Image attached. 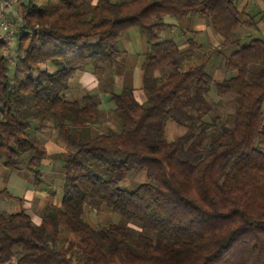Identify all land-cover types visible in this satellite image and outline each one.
I'll return each mask as SVG.
<instances>
[{
    "label": "trees",
    "instance_id": "trees-1",
    "mask_svg": "<svg viewBox=\"0 0 264 264\" xmlns=\"http://www.w3.org/2000/svg\"><path fill=\"white\" fill-rule=\"evenodd\" d=\"M256 1L262 8L249 12V0H18L13 64L0 38L1 165L23 164L39 186L46 150L34 134L49 124L71 151L62 154L60 203L45 204L38 223L25 210L0 214V264H264V40L253 35L264 0ZM191 15L217 46L197 54L190 38L182 50L176 36L160 37L174 28L165 17ZM129 30L146 46V102L129 86L107 91L121 129L90 136L99 96L64 93L87 65L121 67L117 43ZM232 46L223 68L233 75L215 81L206 68ZM211 92L233 97L223 120L210 117ZM167 122L183 132L168 140ZM137 171L149 181L122 188ZM11 200L23 199L0 188V202ZM87 203L123 224L87 223Z\"/></svg>",
    "mask_w": 264,
    "mask_h": 264
},
{
    "label": "rangeland",
    "instance_id": "rangeland-1",
    "mask_svg": "<svg viewBox=\"0 0 264 264\" xmlns=\"http://www.w3.org/2000/svg\"><path fill=\"white\" fill-rule=\"evenodd\" d=\"M89 4H93L96 0H86ZM111 2H120L125 0H110ZM257 3V4H256ZM17 4L18 0H8L4 3V5H0V19L6 20V22L11 26L13 31H15V23L17 20ZM263 3L256 0H249L247 11H253L261 9ZM166 18V17H165ZM165 22L173 23L174 28L171 30L165 29L160 32V37L162 39H169L176 36L178 44L182 50L186 49L185 40L190 38L195 41L198 48L195 49L194 53L200 54L201 52L206 51L207 49H212L218 45L219 39L212 32V30L207 26V23L204 19L199 18L196 15H191L184 18H166ZM249 30V29H247ZM181 31H185L181 37H177ZM194 31L197 34L192 33ZM250 32L253 33L251 30ZM254 38H260L264 40V24L260 22L258 25V31H254ZM4 37L2 31L0 30V38ZM133 37L136 39H140L143 41L141 34L137 30H129L127 32V36L117 43V49L122 50L123 46H126L130 43L136 48L137 52L139 50L138 46L142 49L143 42H140L138 45V41H131ZM96 39H92L94 42ZM246 40V39H245ZM244 40V41H245ZM11 44L6 43V48L4 49V53L8 56L9 62L11 64L14 63V34L13 39L10 41ZM138 45V46H137ZM237 49V46H232L213 58V61L207 66L206 70L209 74H211L212 78L215 81H221L224 78H229L233 75L231 72H226L223 68V60L227 56H229L232 52ZM126 63H131V58L126 59L123 56ZM191 61H194L196 57H190ZM121 61V59H120ZM136 58L134 60L135 63ZM184 64V61H181ZM104 69L107 68V65H102ZM109 67V66H108ZM254 67V66H252ZM183 69L186 66L182 67ZM88 70L93 75H98V88L97 90L94 88H85L84 85L81 84L80 79L82 78V73L77 74L71 82L69 89L64 93V96L67 100H79L84 94H96L99 96L101 105H100V116L98 118V122L90 126V129L84 131V133H88L90 136H94L100 133H105L109 130L114 132H119L121 129V119L120 117L114 113L113 104L109 99V94L107 91L117 92L119 88L113 86L108 82L109 78H107L106 74L102 69L95 70L92 65H87L85 70ZM103 79V80H102ZM106 82H105V81ZM140 97L138 100L141 103L146 102V96L142 89H140ZM106 91V92H105ZM210 99L216 103L215 111L210 114L212 116H219L221 120L224 119V116L228 113H232L235 109V103L232 96H223L218 97L214 92L210 93ZM264 112V107H263ZM209 119V118H208ZM52 124H49L44 129L36 131L34 136L38 138L45 139L47 151L49 154L50 150H64L62 152L71 151V146L68 144L66 138L60 133L57 129L51 127ZM183 132L182 128L177 127L172 122H167L166 124V138L168 140L173 139L176 135L181 134ZM41 136V137H40ZM40 140V139H39ZM52 148V149H50ZM262 150L264 152V145H262ZM26 158V157H25ZM25 158H23L25 160ZM45 163L41 165V183L40 185H35L33 182V176L26 172L24 169V165H20L19 170L10 171L5 169L0 162V188H6L11 194L16 197H21L23 200L18 201H5L0 202V214L1 213H14L19 210H25L33 219L34 222H39V217L42 213V209L45 204L52 203L58 205L61 199V184H62V167L64 163V159L62 154L50 155ZM51 162V163H50ZM50 163V164H49ZM149 179L146 177L144 171L131 172L125 181L121 184L122 188L127 190H132L138 183L147 182ZM90 203H87L84 206V220L93 225H103L107 222H113L116 224H123V221L116 213L111 212L110 210L105 209L102 206L94 207L90 206ZM96 205V204H91Z\"/></svg>",
    "mask_w": 264,
    "mask_h": 264
},
{
    "label": "crops",
    "instance_id": "crops-1",
    "mask_svg": "<svg viewBox=\"0 0 264 264\" xmlns=\"http://www.w3.org/2000/svg\"><path fill=\"white\" fill-rule=\"evenodd\" d=\"M166 18H168V17H166ZM166 18H164V21L166 20ZM166 23H168V22H166ZM170 24H173V23H170ZM133 40H134V42L137 40L138 45H140V42H143V44H142V49H141V47H139L137 45L139 48L138 52H137L136 48L130 42L128 45L123 46L122 50L126 54L125 58L127 59L129 56V58H131L130 59L131 63L130 62L126 63V61L122 57L120 63H122L123 67L117 66L115 68H109L104 73L106 74V72H107L106 77L109 78L108 82H110V84H112V86L114 83V86H116L119 89L122 86L131 87L134 91V96H135L136 100L139 101L138 98L140 97L139 93L141 91L140 90L141 89V65L143 62V54L146 52V46L144 43V39H143V41H141L140 39H136V37H133V39H131V41H133ZM135 58L137 61H135V63H134ZM98 77H99L98 75L95 76L86 69L82 73V78L80 79V81H81V84L84 85L85 88H87V89L88 88H94V90L95 89L97 90V88H98L97 85H98V81H99ZM38 140L44 145V148L46 150V157H47V155L49 158L50 155L63 154L64 153V152H62L64 150L57 149V150H50L49 154H47L48 151H47V146L45 143L48 141H46L42 137L38 138ZM50 149H52V148H50ZM46 157L44 158L42 163L46 162V160H47ZM45 164L47 165V163H45Z\"/></svg>",
    "mask_w": 264,
    "mask_h": 264
},
{
    "label": "built area",
    "instance_id": "built-area-1",
    "mask_svg": "<svg viewBox=\"0 0 264 264\" xmlns=\"http://www.w3.org/2000/svg\"><path fill=\"white\" fill-rule=\"evenodd\" d=\"M0 30L3 33L4 37H1L5 40V42L9 45L11 44V40L13 39V29L4 19H0Z\"/></svg>",
    "mask_w": 264,
    "mask_h": 264
}]
</instances>
